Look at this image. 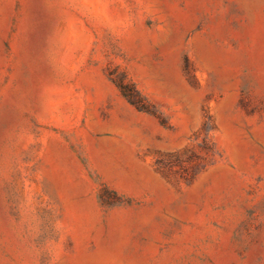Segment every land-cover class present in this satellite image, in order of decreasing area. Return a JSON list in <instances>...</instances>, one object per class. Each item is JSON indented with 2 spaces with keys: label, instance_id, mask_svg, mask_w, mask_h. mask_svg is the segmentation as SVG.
<instances>
[{
  "label": "rangeland",
  "instance_id": "rangeland-1",
  "mask_svg": "<svg viewBox=\"0 0 264 264\" xmlns=\"http://www.w3.org/2000/svg\"><path fill=\"white\" fill-rule=\"evenodd\" d=\"M0 264H264V0H0Z\"/></svg>",
  "mask_w": 264,
  "mask_h": 264
},
{
  "label": "trees",
  "instance_id": "trees-1",
  "mask_svg": "<svg viewBox=\"0 0 264 264\" xmlns=\"http://www.w3.org/2000/svg\"><path fill=\"white\" fill-rule=\"evenodd\" d=\"M118 87L121 89L123 95L130 101L131 104L136 105L138 109L142 110V102L131 85H122L120 82L117 83Z\"/></svg>",
  "mask_w": 264,
  "mask_h": 264
}]
</instances>
